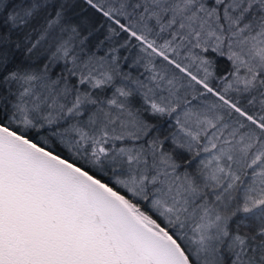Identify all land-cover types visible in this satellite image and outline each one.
Listing matches in <instances>:
<instances>
[{"label":"snow or ice","instance_id":"1","mask_svg":"<svg viewBox=\"0 0 264 264\" xmlns=\"http://www.w3.org/2000/svg\"><path fill=\"white\" fill-rule=\"evenodd\" d=\"M0 264H264V0H0Z\"/></svg>","mask_w":264,"mask_h":264}]
</instances>
